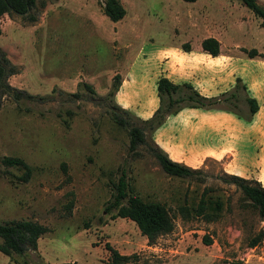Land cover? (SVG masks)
Returning a JSON list of instances; mask_svg holds the SVG:
<instances>
[{
	"label": "rangeland",
	"instance_id": "374dc122",
	"mask_svg": "<svg viewBox=\"0 0 264 264\" xmlns=\"http://www.w3.org/2000/svg\"><path fill=\"white\" fill-rule=\"evenodd\" d=\"M103 1L34 0L28 14L0 17V52L12 71L5 82L13 90L0 96V222L27 219L48 228L35 249L0 252V264H107L105 244L128 258L123 264H264V219L221 180L233 174L221 161L206 158L192 177L168 176L143 148L140 155L128 150L125 131L107 113L116 104L145 127L158 105L151 81L165 72L167 52L183 46L203 52L200 41L213 37L218 54L231 57L221 65L228 72L234 62L237 71L215 96L239 78L258 103L252 151L239 155L245 170L237 175L264 185L260 19L239 0H118L125 14L113 22ZM255 1L264 8V0ZM243 95L239 90L232 109L249 119ZM142 108L148 117L139 115ZM153 131L145 129L152 142ZM5 156L28 164L27 180L1 163ZM121 173L131 193L168 210L170 232L148 242L130 220L104 211ZM204 189V212L214 214L209 220L195 214ZM179 206L189 215L182 217ZM259 232V242L249 246Z\"/></svg>",
	"mask_w": 264,
	"mask_h": 264
},
{
	"label": "trees",
	"instance_id": "16d2710c",
	"mask_svg": "<svg viewBox=\"0 0 264 264\" xmlns=\"http://www.w3.org/2000/svg\"><path fill=\"white\" fill-rule=\"evenodd\" d=\"M239 1L254 16L259 18L260 25L264 26V8L258 5L255 0ZM33 5L34 0H0V17L9 12L21 16L26 15ZM102 10L103 14L113 22L118 21L125 14V10L118 0H104ZM182 48L184 51L189 49L188 46ZM200 48L203 52L215 56L219 51V43L213 37H205L200 41ZM247 55L253 57L255 55L254 50L247 52ZM6 64L7 60L0 52V96L6 93L12 94L13 91L5 82L6 77L12 73L11 70L6 69ZM239 81V78H236L235 84L228 92L218 96L205 97L198 94L187 82L175 84L166 77L160 76L155 82L158 105L152 115L143 120L145 127L135 125L129 112L116 104L108 108L107 113L111 121L125 131L128 138V150L131 153L140 155L138 149L143 148L155 158L160 169L166 175L182 178L192 177L201 173V170L169 159L163 150L152 141L147 140L145 129H149L150 132L153 131L164 122L167 115L175 114L184 107L220 109L245 119L232 109L239 90L243 91L242 100L247 105L249 115L252 116L258 110L257 101L248 94L245 85L239 84ZM16 94L18 93L16 92ZM245 120L249 119L246 118ZM63 122L67 124L65 119ZM1 163L6 167H14L20 170L21 174L18 179L23 181L28 179L30 168L21 158L5 156L1 158ZM221 180L234 185L239 190L244 204L254 210L260 219H264V185L256 180H249L236 174L224 173ZM112 188L111 200L104 206L105 212L115 210V217L130 220L148 242H152L158 235L166 234L172 230L173 222L168 210L159 203L144 201L131 193L123 173L112 183ZM205 193L204 189L197 201L195 214L209 220L214 217V214L204 212ZM177 209L182 217L189 215L186 206H179ZM46 231H48L46 226L27 219L0 222V252L5 255L22 254L27 249H35L38 238ZM262 236L263 232H259L249 241L248 245L255 246ZM105 247L109 251L107 264H123L127 261L126 256L119 255L112 247L107 244Z\"/></svg>",
	"mask_w": 264,
	"mask_h": 264
},
{
	"label": "crops",
	"instance_id": "0c3cea01",
	"mask_svg": "<svg viewBox=\"0 0 264 264\" xmlns=\"http://www.w3.org/2000/svg\"><path fill=\"white\" fill-rule=\"evenodd\" d=\"M225 56H211L201 51L167 52L163 63L165 72L155 75L151 81L153 107L156 104L155 82L159 76L175 84L189 82L203 96H215L224 91L237 74L234 62H229L228 72L221 65ZM146 110L140 109L139 115L148 117L150 110ZM256 115L245 120L218 109L183 108L165 118L153 131L152 140L173 161L199 168L203 160L213 158L221 161L225 171L237 175L236 171L245 170L238 163L239 155L252 151V136L257 131Z\"/></svg>",
	"mask_w": 264,
	"mask_h": 264
}]
</instances>
